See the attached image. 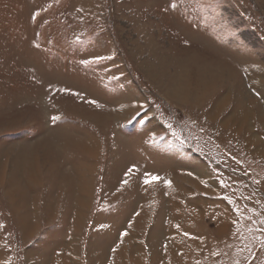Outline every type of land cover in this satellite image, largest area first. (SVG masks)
Listing matches in <instances>:
<instances>
[{"label":"rangeland","instance_id":"374dc122","mask_svg":"<svg viewBox=\"0 0 264 264\" xmlns=\"http://www.w3.org/2000/svg\"><path fill=\"white\" fill-rule=\"evenodd\" d=\"M260 65L264 0H0V264H264V155L223 124Z\"/></svg>","mask_w":264,"mask_h":264},{"label":"bare ground","instance_id":"6f19581e","mask_svg":"<svg viewBox=\"0 0 264 264\" xmlns=\"http://www.w3.org/2000/svg\"><path fill=\"white\" fill-rule=\"evenodd\" d=\"M235 64V63H234ZM254 66V63H250L248 61H238V64H235L231 66L230 63H224L223 64V70L229 72L234 71V69L239 67L243 68H252ZM183 66V65H182ZM185 66V65H184ZM258 65H255L254 67H257ZM261 67H264L263 65H260ZM238 67V68H239ZM193 68L197 69V76L196 80L193 82H187V78L185 77L183 80L180 79L179 82L172 81L173 89L172 91L178 96L181 100H188V99H196V96H202L204 92L207 90L213 88L215 84L219 81L220 71L219 66L216 67V70L211 69L208 64H198L193 63ZM237 68V69H238ZM183 71L182 74H187V70L185 68L181 69ZM214 71V72H213ZM206 72V73H205ZM224 74V73H223ZM188 75V74H187ZM172 93V92H171ZM173 93V94H174ZM205 94V93H204ZM225 98H223L222 101H224ZM219 103L216 104L214 110H211L207 113V115L214 116L216 115L217 106ZM219 107V106H218ZM256 119L258 124H260L259 128H253L252 124L250 123V119ZM223 124L226 126H230L231 129L236 131H243L245 133V137L243 136L244 140V146L246 149L251 150V153L253 155H264V111L256 110V117L254 116V112L251 111V108H245V107H235L233 110V113H231L230 116H228V119L226 118L223 120ZM255 129V130H254ZM263 129V130H262ZM260 134V135H259ZM263 135V136H261ZM78 179H83L84 176L80 173H77ZM205 177V176H204ZM203 177V178H204ZM84 182V181H83ZM87 183V182H86ZM86 183H81L80 185L84 190L87 189ZM81 188V187H80ZM226 218V217H225ZM227 220V219H226ZM172 237L175 236L174 232H170ZM177 237V236H176ZM170 245L168 247V256H166V259L175 258L176 254V244ZM170 251V253H169Z\"/></svg>","mask_w":264,"mask_h":264},{"label":"snow or ice","instance_id":"6c2138e0","mask_svg":"<svg viewBox=\"0 0 264 264\" xmlns=\"http://www.w3.org/2000/svg\"><path fill=\"white\" fill-rule=\"evenodd\" d=\"M172 7H175V4L172 5ZM83 63H87L86 61H83ZM92 103H95V101H93ZM53 119H58V117H53ZM129 172H131V169H129ZM127 175V173H126ZM147 175V174H146ZM153 180L158 179L157 177H152ZM148 180H145V183H148ZM124 183H126V181H124ZM122 235H124V233H122Z\"/></svg>","mask_w":264,"mask_h":264}]
</instances>
